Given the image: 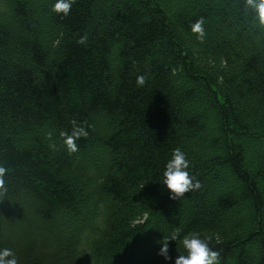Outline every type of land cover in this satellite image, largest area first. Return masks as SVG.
Listing matches in <instances>:
<instances>
[{
  "label": "trees",
  "instance_id": "trees-1",
  "mask_svg": "<svg viewBox=\"0 0 264 264\" xmlns=\"http://www.w3.org/2000/svg\"><path fill=\"white\" fill-rule=\"evenodd\" d=\"M54 2L0 0V248L19 264H170L158 241L179 230L211 236L219 264H264V26L245 0H74L67 16ZM73 121L88 135L69 152ZM177 147L201 186L171 199Z\"/></svg>",
  "mask_w": 264,
  "mask_h": 264
},
{
  "label": "clouds",
  "instance_id": "clouds-1",
  "mask_svg": "<svg viewBox=\"0 0 264 264\" xmlns=\"http://www.w3.org/2000/svg\"><path fill=\"white\" fill-rule=\"evenodd\" d=\"M74 0H55L52 5V10L56 13H62L67 16L71 9ZM248 8L254 12V19L259 26H264V0H245ZM203 19L197 20L191 26V30L198 34V39H203L205 29L203 26ZM85 38H81L80 42L83 43ZM146 82V77L140 74L136 77L138 86H143ZM73 131L71 134L62 132L64 137V144L69 152L77 151L76 140L80 136H87V130L76 125L73 121ZM191 160L187 153L181 148L173 149L171 157L165 162L162 179L159 180L168 190L171 199H178L186 192H191L198 189L201 183L197 177L190 173ZM8 169L0 165V191H6L5 175ZM180 240L184 252L172 255L170 253V242ZM211 236H201L198 232H190L180 235L179 230L174 231L167 237V239L159 240L160 247L158 254L163 257L165 261L170 264H219L220 253L211 246ZM0 264H19V260L15 252L11 248H0Z\"/></svg>",
  "mask_w": 264,
  "mask_h": 264
},
{
  "label": "rangeland",
  "instance_id": "rangeland-1",
  "mask_svg": "<svg viewBox=\"0 0 264 264\" xmlns=\"http://www.w3.org/2000/svg\"><path fill=\"white\" fill-rule=\"evenodd\" d=\"M219 26H220V24L217 23V24H215L214 28L216 29V28H218ZM198 102H199V103H198ZM198 102H197L196 105H194V106H192V105L188 106L187 109L185 110L186 113H187V114H192L193 112H197V111H199L200 109H202V108L204 107V105H205V99H204V98H200ZM204 137H206V136H204ZM17 142H19V143L22 142V138H17ZM189 149H190V148H189ZM189 149H188V150H189ZM213 152H215V151H213ZM203 153H204V154H205V153H207V154H211L212 152H211L210 150H208V148H207V149L205 148V150H203ZM207 154H205V155H207ZM212 154H213V153H212ZM222 171H224L225 174H227L228 169H223ZM232 181H233V184H234L235 187H236V186H239V184H238L235 180H232ZM263 187H264V185H263ZM259 188H262V185H260ZM242 211H243V212L241 213V215H243V217H245V216H246L245 206L243 207Z\"/></svg>",
  "mask_w": 264,
  "mask_h": 264
}]
</instances>
